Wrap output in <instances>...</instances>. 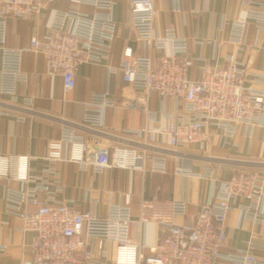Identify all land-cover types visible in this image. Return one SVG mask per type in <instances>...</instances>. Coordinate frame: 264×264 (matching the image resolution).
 I'll return each mask as SVG.
<instances>
[{
    "label": "built area",
    "instance_id": "obj_1",
    "mask_svg": "<svg viewBox=\"0 0 264 264\" xmlns=\"http://www.w3.org/2000/svg\"><path fill=\"white\" fill-rule=\"evenodd\" d=\"M73 1L68 9L54 14L51 32L43 40L37 36L30 40L31 49L44 55L48 73L62 77L65 92L75 88L83 63L102 64L110 58L117 32L113 13L116 0ZM237 2V18L223 16L221 26H229L228 41L242 50L250 22L258 34L264 32V0ZM128 3L131 26L143 52L136 54L132 47L124 48L118 65L109 70L119 71L124 82L143 90L146 123L130 132L144 141L140 146H117L111 153L107 144H90L74 124L65 122L59 138L48 145L45 159L51 165L44 174L53 175L58 162H72L84 171L93 169L98 173L111 166L165 173L170 158L151 152L147 145L150 137L163 133L175 153L174 174L209 179L210 197L200 205L190 227L172 221L173 216L187 214L189 204L184 199L169 202L167 214H148L144 209L154 204L143 201L140 216L134 220L132 198L127 194L124 203L111 202L105 214H96L58 203L49 181L29 173L28 156L0 155V181L6 186L8 211L20 217V230L31 234L29 255L19 264H264L255 252V233L246 249L225 248L230 213L239 214V227L246 221H264V174L241 170L223 179L220 167L207 165L196 171L193 160L180 152L190 146L205 151L217 134L220 144H230L240 126L251 138L254 128L264 120V74L253 72L247 62L229 53L224 56L223 67H203L200 79H190L188 62L183 58L189 52L188 38L180 36L174 27L158 31L155 0ZM81 4L92 6L94 12H82ZM43 7L42 0H0L2 91L12 99L16 98L17 85L26 82L28 74L23 70V50L7 45L9 23L37 14ZM249 48L252 59L259 50L258 41ZM154 51L167 53L155 57ZM248 78H254L261 87L246 85ZM155 93L173 101L172 109L161 111L170 119L165 128L153 126L157 115L147 106ZM31 103L28 100V105ZM118 105L107 91L93 93L83 124L103 127L105 109ZM11 181L20 184L12 187ZM152 222L164 225L166 236L146 254L145 244L134 241L132 229L133 225L145 227ZM5 249L0 243V252Z\"/></svg>",
    "mask_w": 264,
    "mask_h": 264
},
{
    "label": "crops",
    "instance_id": "obj_2",
    "mask_svg": "<svg viewBox=\"0 0 264 264\" xmlns=\"http://www.w3.org/2000/svg\"><path fill=\"white\" fill-rule=\"evenodd\" d=\"M44 7L28 18L12 19L8 27L7 45L23 50V70L28 74L26 82L16 88V98L2 91V62L0 58V155L9 157L28 156L29 173L44 176L50 189L56 193L60 204L105 214L111 202L122 204L127 194L132 198L134 220H138L143 201L153 202V208H145L148 214H167L169 202L184 199L188 202L185 216H173L177 224L192 226L200 205L208 200L212 190L209 179L200 176H178L173 172L175 153L169 146L167 135L157 133L149 138L148 149L153 153H164L169 158L167 172H142L130 168L111 166L98 173L93 169L82 170L72 162H58L55 173L45 175L44 170L51 165L46 159L48 145L60 136V128L65 122L74 124L90 144H107L113 153L117 146H139L143 137L130 132L146 123V111L142 105L143 90L124 82L119 71L109 70L120 62L123 50L132 47L136 54L142 53L141 43L131 26V12L128 0H116L114 19L117 23L116 38L111 56L102 64L83 63L76 76V86L64 91L63 79L48 73V66L42 53L30 47V40H39L51 32V23L58 10H66L73 0H42ZM158 9L157 29L162 32L174 27L180 36L188 38L189 52L182 56L189 65L188 76L198 80L203 75V67H223L224 56L235 53L247 62L249 69L264 74V32L257 33L253 23H249L245 34V48L240 50L228 41L229 26H221L223 16L235 19L239 13L237 0H155ZM82 12L92 14L94 8L81 4ZM259 50L251 59L249 46L255 41ZM203 41V43H199ZM166 51H154L155 57ZM180 57V58H182ZM246 85L259 88L254 78H248ZM107 91L119 105L104 111V126H85L84 115L87 105L95 92ZM28 100L32 103L28 105ZM156 112L157 122L153 126L165 128L170 119L161 111L173 108V101L153 94L147 103ZM140 140V141H139ZM230 144H220L217 134L205 151L195 146L181 149L193 160V168L199 171L202 166L220 167L221 177L226 179L241 170L264 174V120L256 126L251 138L243 133L240 126ZM145 143V142H144ZM19 182L11 181L10 186L18 187ZM5 183L0 181V243L6 246L0 252V264H19L29 255L28 242L31 234L20 230L19 216L8 211L5 197ZM240 216L232 212L228 218V238L225 248L230 251L246 249L255 233V252L264 259V221L259 224L244 222L238 226ZM132 236L136 243L145 244L146 254L166 236L164 225L150 223L145 227L133 225Z\"/></svg>",
    "mask_w": 264,
    "mask_h": 264
}]
</instances>
